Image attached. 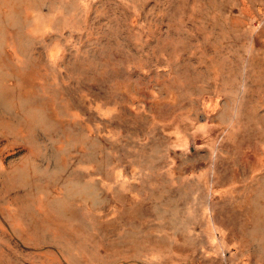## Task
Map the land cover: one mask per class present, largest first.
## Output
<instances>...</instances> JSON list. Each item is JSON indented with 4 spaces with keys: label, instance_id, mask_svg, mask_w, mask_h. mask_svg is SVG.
I'll return each instance as SVG.
<instances>
[{
    "label": "rangeland",
    "instance_id": "rangeland-1",
    "mask_svg": "<svg viewBox=\"0 0 264 264\" xmlns=\"http://www.w3.org/2000/svg\"><path fill=\"white\" fill-rule=\"evenodd\" d=\"M0 264H264V0H0Z\"/></svg>",
    "mask_w": 264,
    "mask_h": 264
}]
</instances>
